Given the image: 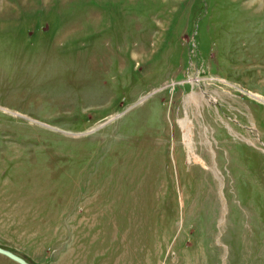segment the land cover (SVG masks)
Segmentation results:
<instances>
[{
	"label": "rangeland",
	"instance_id": "374dc122",
	"mask_svg": "<svg viewBox=\"0 0 264 264\" xmlns=\"http://www.w3.org/2000/svg\"><path fill=\"white\" fill-rule=\"evenodd\" d=\"M0 247L264 264V0H0Z\"/></svg>",
	"mask_w": 264,
	"mask_h": 264
},
{
	"label": "bare ground",
	"instance_id": "6f19581e",
	"mask_svg": "<svg viewBox=\"0 0 264 264\" xmlns=\"http://www.w3.org/2000/svg\"><path fill=\"white\" fill-rule=\"evenodd\" d=\"M205 97H207L206 96V93L205 92H200L199 94L198 93H196V92H192V93H190L188 96H187V98L190 100V101H194V102H197L198 101V99H201V98H205ZM186 123L187 122H185V120H183V121H181V126H182V129H183V137H184V142H185V145H186V147H188L187 149H188V156H189V158H194L195 160H197V161H199L200 160V158H198L195 154H194V152H193V150H192V148H191V138H190V134L188 133V129H187V126H186ZM201 161V160H200Z\"/></svg>",
	"mask_w": 264,
	"mask_h": 264
},
{
	"label": "water",
	"instance_id": "95a60500",
	"mask_svg": "<svg viewBox=\"0 0 264 264\" xmlns=\"http://www.w3.org/2000/svg\"><path fill=\"white\" fill-rule=\"evenodd\" d=\"M0 254L4 255L6 258L10 259V261H13L17 264H29L27 261L25 262L20 255L16 254L15 252H9V250L0 247Z\"/></svg>",
	"mask_w": 264,
	"mask_h": 264
}]
</instances>
